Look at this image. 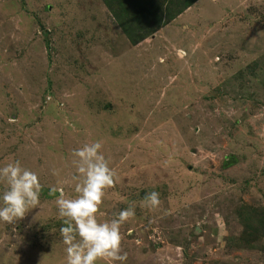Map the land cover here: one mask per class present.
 Instances as JSON below:
<instances>
[{"label":"rangeland","instance_id":"obj_1","mask_svg":"<svg viewBox=\"0 0 264 264\" xmlns=\"http://www.w3.org/2000/svg\"><path fill=\"white\" fill-rule=\"evenodd\" d=\"M122 21L102 0H0V167L43 186L0 221V264H66L56 199L97 141L115 172L98 221L135 209L126 261L97 264H264L263 232H244L264 206V0H196L135 44Z\"/></svg>","mask_w":264,"mask_h":264},{"label":"clouds","instance_id":"obj_2","mask_svg":"<svg viewBox=\"0 0 264 264\" xmlns=\"http://www.w3.org/2000/svg\"><path fill=\"white\" fill-rule=\"evenodd\" d=\"M101 149L102 144L97 141L72 151L75 172L71 179L76 195L66 198L61 190L56 199L58 217L63 224L59 231L66 245V264H97L98 260L123 262L127 259V253L121 254L120 228L135 216V209L122 210L105 222H99L96 215L105 190L115 185V172ZM53 175H59V170L53 169ZM0 183L6 186L0 195V221L12 224L39 204L43 186L37 174L22 167L19 160L0 167ZM144 203L153 208L159 206L160 194L147 193Z\"/></svg>","mask_w":264,"mask_h":264},{"label":"trees","instance_id":"obj_3","mask_svg":"<svg viewBox=\"0 0 264 264\" xmlns=\"http://www.w3.org/2000/svg\"><path fill=\"white\" fill-rule=\"evenodd\" d=\"M102 1L118 20L123 19V21L121 22V27L125 31L130 42L135 44L145 38V29L148 28V25H154L150 26V28L151 30H156V28H158V26H160L161 24L164 23L163 25H165L169 21L173 20L183 10L191 6L196 0H163V4H165V9H163V11V5L158 6L155 0ZM177 5L180 6L177 7ZM162 17L164 19H162ZM139 20L147 21V23L140 22L138 24V28L134 30V26ZM250 219L257 221L259 223L260 229L252 230V228H245L246 231L244 232L247 233L248 237L246 241L247 243H245V246L247 247H250L252 238L256 237L258 233L263 232L264 234V206L262 208L259 207L257 212L254 211V213H252V215L250 216Z\"/></svg>","mask_w":264,"mask_h":264},{"label":"crops","instance_id":"obj_4","mask_svg":"<svg viewBox=\"0 0 264 264\" xmlns=\"http://www.w3.org/2000/svg\"><path fill=\"white\" fill-rule=\"evenodd\" d=\"M184 11V10H183Z\"/></svg>","mask_w":264,"mask_h":264}]
</instances>
